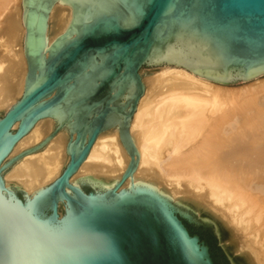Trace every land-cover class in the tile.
<instances>
[{
    "label": "water",
    "instance_id": "obj_1",
    "mask_svg": "<svg viewBox=\"0 0 264 264\" xmlns=\"http://www.w3.org/2000/svg\"><path fill=\"white\" fill-rule=\"evenodd\" d=\"M69 5L72 22L51 47L48 18ZM28 72L22 97L0 112V264H215L187 225L211 229L230 264H263L221 215L159 181L133 184L140 155L129 128L145 93L142 69L180 67L222 86L264 77V0H23ZM47 52V54H46ZM58 117L40 145L9 159L43 118ZM118 129L131 161L112 189L72 179L98 137ZM69 135V161L27 196L4 174ZM128 179L129 187L124 188ZM187 224V225H186Z\"/></svg>",
    "mask_w": 264,
    "mask_h": 264
},
{
    "label": "bare ground",
    "instance_id": "obj_2",
    "mask_svg": "<svg viewBox=\"0 0 264 264\" xmlns=\"http://www.w3.org/2000/svg\"><path fill=\"white\" fill-rule=\"evenodd\" d=\"M22 4L23 0H0V111L4 113L22 97L28 72ZM72 17L69 5L58 2L52 7L47 47L66 32ZM154 73L143 79L145 93L129 128L140 155L133 184L153 178L174 199H198L234 226L264 264V197L253 203L251 193L258 188L264 196L260 189L264 185V99L258 93H247L248 89L235 97L226 86L180 67L164 66ZM250 89L263 90L264 81L255 82ZM236 103L239 112L235 107V113L229 114L227 107L231 111ZM56 122L58 117L38 121L9 159L42 144ZM68 139V133L60 131L42 149L23 156L4 174L6 186L30 197L55 181L69 161ZM238 142L248 144L234 145ZM130 161L119 130H109L98 137L72 181L90 177L112 189ZM130 184L128 179L124 188ZM247 204H251L249 212L259 204L262 213L252 219L249 212L244 216L242 209Z\"/></svg>",
    "mask_w": 264,
    "mask_h": 264
},
{
    "label": "rangeland",
    "instance_id": "obj_3",
    "mask_svg": "<svg viewBox=\"0 0 264 264\" xmlns=\"http://www.w3.org/2000/svg\"><path fill=\"white\" fill-rule=\"evenodd\" d=\"M161 68H164V66H159V67H149V68H144V69H142V75H144L145 73H149L150 74V76H143V79L145 80V78H147V77H152L153 75H155V73L154 72H157L158 73V71L161 69ZM154 73V74H153ZM258 79H256V81L254 80V82L252 81V82H249V83H239V84H235V85H231V86H226L228 89H230L231 91H233L232 93H234V95H235V97H238L241 93H242V90L243 89H248L246 92L247 93H253V92H255V93H258L259 95L258 96H261V98H263L264 99V89L263 90H252V89H250V87L255 83V82H261V81H264V77H261V78H259V80L257 81ZM225 87V86H224ZM239 98V97H238ZM264 101V100H263ZM241 103V102H240ZM235 107H236V112H239V110L240 109H238L239 107H240V104H237L236 103V105H233V107L231 108V111H230V108H229V106L227 107V109L226 110H228V113L229 114H231L232 115V113H235ZM242 108V107H241ZM0 112H2V113H4L3 111H0ZM241 142V141H240ZM240 142H238L237 144H234V145H243V143H245V142H243L242 144L240 143ZM248 142V141H247ZM246 142V143H247ZM245 143V144H246ZM244 144V145H245ZM248 144V143H247ZM246 144V145H247ZM261 183H258V185H260ZM252 185H254V184H252ZM252 185H251V188H252ZM261 185H263V183L261 184ZM263 187H264V185H263ZM261 188L260 187V189H264V188ZM256 189V191L255 192H251L252 193V199L254 200L253 201V203L255 202L256 203V201H257V199H260V198H263L264 196H262V194H261V192L259 193V191L260 190H258L257 191V189L258 188H255ZM258 192V193H257ZM260 194V195H259ZM259 197V198H258ZM264 199V198H263ZM263 199H261V200H263ZM234 201H238V199L236 198V199H234ZM263 202V201H262ZM252 203V204H253ZM250 206H251V204H250ZM248 204L244 207V209H242V211H244V212H246V214H244V216H247V212H249V209H248V207H250ZM251 208V207H250ZM260 213H262V210H261V208H260V205L259 204H257L255 207H253L252 209H251V211L249 212V214L248 215H250V217L249 218H254V216L255 215H257V214H260ZM263 215H264V212H263ZM258 227H260V226H258Z\"/></svg>",
    "mask_w": 264,
    "mask_h": 264
},
{
    "label": "flooded vegetation",
    "instance_id": "obj_4",
    "mask_svg": "<svg viewBox=\"0 0 264 264\" xmlns=\"http://www.w3.org/2000/svg\"><path fill=\"white\" fill-rule=\"evenodd\" d=\"M187 225V224H186ZM187 227H188V229H189V231H190V233L192 234V235H199L200 237H201V239H202V241H204L209 247H210V252H211V255H212V258H213V260H214V263L215 264H223V259H218L217 257H215V252H214V247H212L211 245H209L208 243H207V241L206 240H204L203 239V237H202V235L204 234V233H209V234H211L215 239H216V241H217V246L218 247H220L219 246V242H218V240H217V238L215 237V235H214V233L212 232V230L211 229H206V228H195V227H192V226H189V225H187ZM221 248V247H220ZM223 251V250H222ZM226 256V255H225ZM227 258V257H226ZM228 260V259H227ZM229 262V261H228Z\"/></svg>",
    "mask_w": 264,
    "mask_h": 264
},
{
    "label": "trees",
    "instance_id": "obj_5",
    "mask_svg": "<svg viewBox=\"0 0 264 264\" xmlns=\"http://www.w3.org/2000/svg\"><path fill=\"white\" fill-rule=\"evenodd\" d=\"M203 239L207 241V243L209 245H211L212 247H214V252H215V257H217L218 259H223V264H230L225 256V253L222 251V249L220 247L217 246V241L216 239L211 235L209 234L208 232L207 233H204L202 235Z\"/></svg>",
    "mask_w": 264,
    "mask_h": 264
}]
</instances>
